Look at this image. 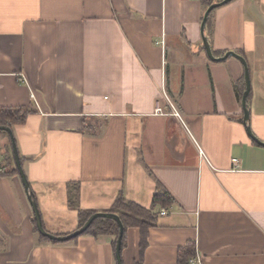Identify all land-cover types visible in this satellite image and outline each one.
Here are the masks:
<instances>
[{"label": "crops", "instance_id": "0c3cea01", "mask_svg": "<svg viewBox=\"0 0 264 264\" xmlns=\"http://www.w3.org/2000/svg\"><path fill=\"white\" fill-rule=\"evenodd\" d=\"M206 11L203 0H0V108L32 110L12 131L47 232L79 229L73 182L81 208L98 211L121 191L150 208L162 184L175 204L143 264H180L190 243L200 264H264V146L247 129L264 142V0H233L205 29L216 57L247 60L248 123L244 65L209 58ZM0 146V264H118L111 237L42 240L1 131ZM140 244L130 228L123 264L139 262Z\"/></svg>", "mask_w": 264, "mask_h": 264}, {"label": "trees", "instance_id": "16d2710c", "mask_svg": "<svg viewBox=\"0 0 264 264\" xmlns=\"http://www.w3.org/2000/svg\"><path fill=\"white\" fill-rule=\"evenodd\" d=\"M222 0H203V6L205 9H208L210 5L216 2H221ZM233 1V0H232ZM230 3V2H229ZM227 3V4H229ZM218 9V8H217ZM215 9L210 16L208 17V22L206 25V31H212L214 13L217 10ZM204 47V46H203ZM31 109L23 108H0V126L14 129L16 124H23L26 121V118L31 113ZM9 137L10 151H11V160L15 164V172L19 174V170L16 166L14 154H13V141L10 133L4 130H0ZM14 138V135H13ZM15 140V138H14ZM6 174V173H5ZM80 183L73 182L68 186V202L69 207L78 212L79 226L81 228L89 220L91 216L97 213H114L118 215L124 226V235L122 241V251L127 244V232L130 228H139L141 231V244H140V259L137 264H143L145 251L148 248L149 242V232L151 228L157 226L158 219L161 215L163 209L169 210L174 204L175 200L171 194L166 190L162 184H158L157 191L153 198V203L150 208H145L133 201L127 199L124 194V191H121L118 195L114 205L111 209L98 211V210H86L81 208L80 205ZM35 197H33L34 199ZM35 230L39 234L42 240H49L48 238L42 236L36 227ZM89 235L95 238L100 237H111L113 249L116 253V247L118 239L120 237V227L117 221L109 218H97L90 228L80 236ZM80 236L74 238L73 240L79 238ZM55 244L62 242L53 241ZM195 255V245L190 243L184 248H181L179 251V263L180 264H189L190 259Z\"/></svg>", "mask_w": 264, "mask_h": 264}, {"label": "water", "instance_id": "95a60500", "mask_svg": "<svg viewBox=\"0 0 264 264\" xmlns=\"http://www.w3.org/2000/svg\"><path fill=\"white\" fill-rule=\"evenodd\" d=\"M232 0H223L221 2H218V3H213L212 5H210L204 15V18H203V22H202V35H203V45L205 47V50L209 56L210 59L214 60V61H223V60H226L228 59L229 57H234L238 60H240L243 65H244V68H245V79H246V91L243 95V99H242V103H243V108H244V121L246 123L249 122L250 120V110L248 108V103H247V100H248V97H249V94L251 92V77H250V71H249V67H248V63H247V60L245 59L244 56L234 52V51H229L227 52L223 57H216L212 51V48H211V45H210V42L205 34V29H206V25H207V22H208V17L210 16V14L217 8H220L221 6L231 2ZM247 129H248V132L250 134V136L255 139V141H257L260 145L264 146V142L260 141L257 137H255V135L253 134L252 130H251V127L248 125L247 126ZM0 130H4V131H7L8 133L11 134L12 136V141H13V151H14V158H15V162H16V166L19 170V173H20V176H21V179H22V182L24 184V187L26 189L27 192H29V199H30V202H31V205H32V208H33V212H34V216H35V221H36V227L38 229V232L48 238L49 240H52V241H58V242H68V241H71L73 240L74 238L82 235L83 233H85L89 228L90 226L92 225V223L97 219V218H109V219H113L115 221L118 222L119 224V227H120V237L118 239V243H117V247H116V259H117V263L118 264H123L122 262V241H123V235H124V226H123V223L120 219V217L114 213H97V214H94L93 216H91L89 218V220L85 223V225L79 229H77L76 231H74L73 233H70L68 235H65V236H57V235H53V234H50L49 232H47L45 230V227L43 225V220H42V217H41V214H40V211H39V208H38V205L36 203L35 200H33V197L31 195V192H30V183H29V180L25 174V171L23 169V165H22V161H21V157L19 155V151H18V148H17V144L13 138V131L11 128H8V127H3V126H0Z\"/></svg>", "mask_w": 264, "mask_h": 264}, {"label": "built area", "instance_id": "2783aa9c", "mask_svg": "<svg viewBox=\"0 0 264 264\" xmlns=\"http://www.w3.org/2000/svg\"><path fill=\"white\" fill-rule=\"evenodd\" d=\"M158 112H162V111H158ZM235 162H237V160H234ZM7 172L5 164H4V160H3V155L1 153V146H0V174H5ZM162 215L167 214L166 210H162L161 211ZM201 263V258L199 256L194 257L190 260V264H200Z\"/></svg>", "mask_w": 264, "mask_h": 264}]
</instances>
